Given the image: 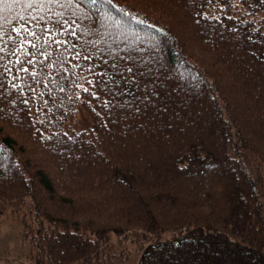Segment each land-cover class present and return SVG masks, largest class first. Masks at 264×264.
Here are the masks:
<instances>
[{
	"label": "trees",
	"instance_id": "1",
	"mask_svg": "<svg viewBox=\"0 0 264 264\" xmlns=\"http://www.w3.org/2000/svg\"><path fill=\"white\" fill-rule=\"evenodd\" d=\"M262 11L264 0L5 7L0 216L31 200L34 264H264ZM21 15L38 35L74 29L55 39L75 49L29 37L37 48L13 55ZM80 106L93 125L65 129Z\"/></svg>",
	"mask_w": 264,
	"mask_h": 264
},
{
	"label": "rangeland",
	"instance_id": "2",
	"mask_svg": "<svg viewBox=\"0 0 264 264\" xmlns=\"http://www.w3.org/2000/svg\"><path fill=\"white\" fill-rule=\"evenodd\" d=\"M139 4L152 14L150 12L152 10L148 8L151 6L150 3ZM260 13L264 16V11ZM92 125L89 113L80 106L75 115L66 121L64 128L79 131L89 129ZM1 129L9 131L8 127L0 123ZM35 222L36 218L31 213V200H28L19 211L7 212L0 216V264H34L36 247L30 239L32 232L26 234L25 229L28 230L30 228L28 224Z\"/></svg>",
	"mask_w": 264,
	"mask_h": 264
},
{
	"label": "snow or ice",
	"instance_id": "3",
	"mask_svg": "<svg viewBox=\"0 0 264 264\" xmlns=\"http://www.w3.org/2000/svg\"><path fill=\"white\" fill-rule=\"evenodd\" d=\"M66 2L68 4L72 3V0H66ZM109 3H111V0H108ZM53 3H61V0H0V21H4L5 17L3 15V12L5 11V7L7 6H11V5H15V4H24L27 7H32L34 5H39V6H43L44 4H53ZM91 3L95 4L97 3V0H91ZM31 19H36V17H31V14H29ZM15 19V17L13 18ZM26 17L21 15L19 17L20 20V25L19 27H14L12 29L13 32H15L17 34V36H20L21 39L19 41L13 40V45L14 47L10 50L12 51L13 55H16L17 52H19L21 49H23L25 47V45H27L30 48H37V44L33 43L32 39H29V37H32L35 40H39L42 41L43 45H47V46H51V44L55 43L57 45H67L68 47L66 48V51H72L73 49H75L76 45L72 43V41L70 40H64L61 41L59 39H55V37L57 35H71L73 37H75L76 32L75 30H71L69 31V29H63L62 32L58 31L55 27L48 29V28H43L42 31L44 33V35H38L36 32L32 31L30 26H27L25 23H23V21H25ZM39 19H43V17H40ZM56 23H59V21H57ZM65 23H67V21H65ZM3 29H4V24L0 23V37L3 36ZM11 39V37H10ZM19 45V47H16V45ZM4 49L2 47H0V52H3ZM42 55L45 56V58L47 59L48 57H50L51 53H44L41 52ZM25 55H29L32 57L36 56L35 52H25ZM82 55L81 52H76L75 56L73 57L74 59L77 57H80ZM83 59H90V57H88L87 55L83 56ZM3 60V57H0V61ZM35 61L33 59H28L26 61H23V63H27L29 65L33 64ZM58 63H63L62 59L58 58ZM14 63L16 64H21L22 60L17 57V59L14 61ZM79 65H76V67H78ZM48 67H53L52 64H49ZM5 70L6 71H11L10 68H7L5 66ZM128 71H131V69H129ZM19 72H23V73H30V75L33 77V79L36 78V76L38 75L35 72H31V70L27 67H22L19 69ZM14 79H22V77H14ZM89 84L94 83L93 81H88ZM14 87H16V85H14ZM28 87H30V85H28ZM63 90V89H61ZM82 90L84 92H88L87 88H82ZM91 95L95 98V93H91ZM3 152V148L0 147V153Z\"/></svg>",
	"mask_w": 264,
	"mask_h": 264
}]
</instances>
